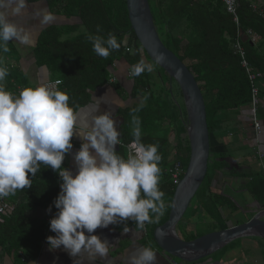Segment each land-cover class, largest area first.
<instances>
[{"label": "trees", "instance_id": "1", "mask_svg": "<svg viewBox=\"0 0 264 264\" xmlns=\"http://www.w3.org/2000/svg\"><path fill=\"white\" fill-rule=\"evenodd\" d=\"M41 0H27L36 3ZM54 15L67 18H79L81 25H52L43 29L33 48L37 67H45L51 80L61 82L60 91L69 97V104L77 112L91 103V93L107 86L109 76L116 62L124 61L132 66L139 61L140 46L131 28L126 0H45ZM239 32L233 18L218 0H148L154 24L161 41L169 52L187 67L202 94L208 132L213 136L223 131L217 115L221 111L249 109L251 83L242 66V58L235 54L233 44L239 37L243 48V59L259 76L264 85V59L251 38L246 36L250 30L264 43V15L253 10L250 0H237ZM184 24V31L178 28ZM97 26L100 31L97 32ZM80 27L85 29L80 32ZM116 36L121 44L119 50H112L108 58H102L93 51L89 34L107 38ZM9 51H0V60L11 66L6 81H11L21 74L20 55L12 41ZM126 48L134 49L127 52ZM154 68H157L152 64ZM159 69V68H157ZM162 73L161 85L155 74L145 71L138 77L130 78V91L126 92L117 82L113 89L121 99H129V106L118 109L121 122L120 132L124 156V147L133 139L132 115L139 117L142 142L157 144L162 156L159 167L162 170L159 188L165 193V211L158 223L147 224L143 230L137 229L133 221L114 225L118 230L125 226L133 228L139 242L144 247L157 248L154 230L164 225L170 213V202L176 185L167 176L169 164L167 157L172 148L178 149L183 167L187 168L190 156V142L187 134L188 121L179 87ZM158 78V79H157ZM175 86L174 87L172 86ZM147 99L144 100V97ZM143 107L133 113V109ZM249 113V110H248ZM183 155H186L184 157ZM125 157V156H124ZM231 154L221 149L210 150L208 171L204 182L188 207L177 231L186 223L193 229V240L205 238L241 226L247 220L239 217L223 216L224 212L233 215L241 213V208L230 196L222 192V183L215 182L216 177L244 181L245 191L254 201L256 209H264V171L256 166L232 164ZM67 155L62 164L66 168ZM30 188L17 190L10 195L13 211H6L0 223V249L3 255H11L16 264L35 261L43 253V247L50 235V220L57 213L54 200L60 193L59 176L51 168L41 165V170L31 177ZM224 187V186H223ZM226 191V190H224ZM51 206V212L48 211ZM244 212V211H243ZM233 220V222H232ZM231 224V225H229ZM204 229L209 233L202 235ZM181 232V231H180ZM180 237L187 241L182 233ZM227 247L211 257L212 262L222 263ZM177 262L181 261L175 259Z\"/></svg>", "mask_w": 264, "mask_h": 264}, {"label": "clouds", "instance_id": "2", "mask_svg": "<svg viewBox=\"0 0 264 264\" xmlns=\"http://www.w3.org/2000/svg\"><path fill=\"white\" fill-rule=\"evenodd\" d=\"M27 9V0H0V51L8 52L13 40L24 46L34 43L33 33L12 19ZM33 16L42 26L56 19L45 9L36 10ZM87 39L95 54L105 59L112 50L121 47L111 33L107 38L89 34ZM157 59L162 61L164 57ZM145 71L152 72L153 65L141 60L130 67L128 74L138 77ZM8 75V68L0 60V198L30 188L29 174L35 177L41 165L58 174L61 191L53 202L58 211L50 220V231L55 236L46 239L50 251L62 247L77 259L82 253L92 261L105 259L110 244L93 234L98 228L133 221L137 229L143 230L146 223L159 222L166 208L165 193L159 188L162 156L157 144L142 142L138 116L132 115L133 139L127 145L125 158L116 151L121 144L120 132L111 113L95 114L99 104L93 113L82 116L70 106V97L55 84L26 87L13 94L4 87ZM142 107L143 101L133 113ZM74 135L82 140L74 155L75 175L62 167L73 148ZM51 210L50 206L48 211ZM133 231L127 226L123 229L125 234ZM160 235L163 237L164 233ZM155 261L156 254L150 247L142 248L130 258V264H155Z\"/></svg>", "mask_w": 264, "mask_h": 264}, {"label": "crops", "instance_id": "3", "mask_svg": "<svg viewBox=\"0 0 264 264\" xmlns=\"http://www.w3.org/2000/svg\"><path fill=\"white\" fill-rule=\"evenodd\" d=\"M28 3V2H27ZM38 9H45L50 12L48 4L45 0H41L36 3H28V9L23 15L19 17H13V21L33 33L34 43L30 46L19 45L13 40L12 43L20 55V70L21 74L16 76L15 79L11 81V86L8 85L7 81H4V87H14L15 85H22L24 87H35L44 84L47 80H51L49 71L45 68L37 67L35 63V58L33 54V48L36 44L37 38L41 31L52 25H81L79 18H67L63 15H55L56 19L53 23L48 25H41L39 20L34 18L33 13ZM80 32H84L85 29L80 27ZM257 42L254 45L258 47V51L262 58L264 59V43L256 36ZM146 64H151L147 62ZM128 65L124 61L116 62L111 74L116 78V83L118 82L126 92L130 91V79L127 78L126 72ZM154 78L155 74L159 80L157 85H161V79L163 78L162 73L159 69L153 67L151 72ZM157 78V79H158ZM10 88V89H11ZM264 90V89H263ZM129 99H121L115 90L113 85H107L103 88L96 90L91 93V103L84 108H81L78 113L82 116H87L89 113H93L96 109V105L99 104V110L96 115L104 114L105 112L111 113L112 118L115 121L116 129L121 122L120 118L117 116V111L120 108L131 105ZM249 109L241 108L234 111H221L217 115V120L221 122L223 131L215 134L213 136L212 147H214L215 152L224 149L231 154L232 164L240 163L246 165V160L248 157L252 156L253 147L252 139L253 133L249 127ZM260 120V119H259ZM240 132L236 133V130ZM260 136H259V149L263 155V163L258 167L264 171V120H260ZM239 134H244L245 139H238ZM120 139V137H119ZM73 148L67 154L66 169L71 171L73 175L77 172V166L74 161V155L79 150L82 140L74 135L72 138ZM245 144V145H244ZM243 146V147H241ZM121 145L116 146V151L120 154ZM211 147V148H212ZM125 156V155H124ZM245 157V159L243 158ZM263 165V167H262ZM231 178H219L216 177L218 183L228 184ZM224 188V187H223ZM61 191V188H60ZM130 229H133L132 227ZM51 236H55V233L49 231ZM101 238V240H107L110 244L109 253L105 259H96L95 261L90 260L87 254H81L77 259L71 257L66 251L61 247L55 251H50L49 246L43 247L42 255L35 261H28V264H130V258L138 254L139 250L144 248L139 242L137 233L135 230L125 234L123 230H118L114 225H109L106 229L98 228L94 233ZM87 235V233H86ZM241 249V258L236 260L225 261V255L228 254L227 247L221 264H264V243L258 239H242L239 240ZM156 254L155 264H172L174 260L166 253L162 252L158 247L151 248ZM225 261V263H224ZM0 264H16L11 255H3L0 249ZM195 264H217L212 262L211 257Z\"/></svg>", "mask_w": 264, "mask_h": 264}, {"label": "water", "instance_id": "4", "mask_svg": "<svg viewBox=\"0 0 264 264\" xmlns=\"http://www.w3.org/2000/svg\"><path fill=\"white\" fill-rule=\"evenodd\" d=\"M131 28L140 45V57L165 72L170 81L177 84L183 98L190 142V156L180 183L176 186L170 202L167 222L154 230L156 246L181 264L202 262L238 240L252 238L264 243V209H257L241 226L205 238L185 241L177 226L200 187L208 171L212 136L208 132L206 109L202 94L187 67L174 57L161 41L151 13L148 0H126ZM163 56L162 61L158 57ZM177 72L180 73L177 76ZM121 140V139H120ZM121 145V144H120ZM164 235L161 237L160 233Z\"/></svg>", "mask_w": 264, "mask_h": 264}, {"label": "built area", "instance_id": "5", "mask_svg": "<svg viewBox=\"0 0 264 264\" xmlns=\"http://www.w3.org/2000/svg\"><path fill=\"white\" fill-rule=\"evenodd\" d=\"M202 1H209V0H202ZM222 3L224 9L227 11L228 14H230L233 18V21L237 27V31L240 35L239 32V18H238V14H237V7H238V1L237 0H218ZM253 10L257 11L261 14L264 15V7L262 6H255L253 5ZM246 36L251 38L252 41L255 40L256 35H254L250 30H248L246 33ZM137 46H140L139 43L137 44ZM233 49L235 54L240 55L242 58V66L245 68L247 75H248V79L251 83V100H250V104H249V127L253 133V139L251 141L252 143V147H253V157L256 158L257 160H259V163H263V155L259 149V136H260V120L257 116V106L259 104L260 101V95L262 93V91L260 90V88L257 85V79L259 78V76L251 69V67L247 64V62L243 59V48L241 47L240 44V40L239 37H237V39L235 40L234 44H233ZM133 48L129 49L126 48L127 52H133ZM3 66L8 68V71H10L11 66L8 64H3ZM131 66L128 67L127 72H126V76L128 79H130L132 76H130L128 74V71L130 69ZM56 81L59 80H47L44 84L46 83H51V84H55L56 88L58 90H60V86H61V82L59 84H56ZM116 83V78L113 76V74H110L109 76V82L107 85H113ZM25 87L23 86H14L13 87V94H19V92L24 89ZM122 146V144H121ZM124 154H125V158H127V154H128V148L124 147ZM184 157H186V155H183ZM167 161L169 164V169L167 170V176L169 177V179L173 182L174 185H178L181 181V179L184 176L185 173V168L183 167L182 164V157L178 151V149L176 148H172L171 151L168 154L167 157ZM62 181L59 177V184H61ZM14 210V206L11 204L10 202V196L8 197H4V198H0V223L3 221V215L6 211H13ZM21 255V263L23 264H28L27 261H25L23 254ZM172 264H181L179 262H177L175 259L172 261Z\"/></svg>", "mask_w": 264, "mask_h": 264}, {"label": "rangeland", "instance_id": "6", "mask_svg": "<svg viewBox=\"0 0 264 264\" xmlns=\"http://www.w3.org/2000/svg\"><path fill=\"white\" fill-rule=\"evenodd\" d=\"M252 2L253 5L255 6H262L264 7V0H250ZM184 24H181L178 28V32H182L184 31ZM258 39H255L254 42H257ZM257 85L260 88V90L262 91L261 95H260V101L259 104L257 106L258 112H257V116L260 120H264V85L261 81L260 78L257 79ZM17 86H22V85H17ZM24 87V86H23ZM172 87L175 86L173 85ZM11 87H6L7 91L12 92L13 91V87L10 89ZM26 88V87H25ZM240 132V130H236V133ZM244 134H239L238 135V139L239 140H243L245 139ZM245 145V144H244ZM243 147V146H241ZM252 156L253 153H252ZM246 157V156H245ZM245 157L243 156V158L245 159ZM246 165H251V166H256L259 167L261 163H259V160H257L256 158L252 157H248V159L246 160ZM263 167V165H262ZM223 184V183H222ZM224 186V188H223ZM222 186V192L228 196H230V198L241 208V213L239 212L238 214H232L231 212H222L223 216L226 218L228 217L229 220L232 219V217H239L240 219H244V220H249L252 215L255 213L256 206L254 201L250 198V196L247 195L246 191H245V187H244V181H239L237 179H229L228 184H223ZM226 190V191H224ZM233 222V220H232ZM262 225H264V222L261 223ZM231 225V224H229ZM181 231V232H180ZM178 232V231H177ZM180 233L183 234V236L187 239V241H191L193 240V229H191L189 226L186 225V223L183 224L182 229L179 230ZM178 232V234H179ZM209 233V231H207V229H204L202 232H200V234L202 235H207ZM180 236V235H179ZM183 238V237H182ZM184 239V238H183ZM239 241V240H238ZM238 241L233 242L231 245H229L227 253L225 255V261L228 262V260H238L239 258H241V249H240V242L238 243ZM224 261V263H225Z\"/></svg>", "mask_w": 264, "mask_h": 264}]
</instances>
